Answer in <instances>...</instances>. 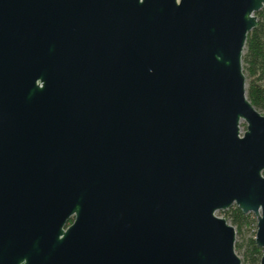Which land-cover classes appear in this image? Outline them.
Returning <instances> with one entry per match:
<instances>
[{
	"label": "water",
	"instance_id": "water-1",
	"mask_svg": "<svg viewBox=\"0 0 264 264\" xmlns=\"http://www.w3.org/2000/svg\"><path fill=\"white\" fill-rule=\"evenodd\" d=\"M262 7L0 0V264H240L231 206L264 264V114L241 68Z\"/></svg>",
	"mask_w": 264,
	"mask_h": 264
},
{
	"label": "trees",
	"instance_id": "trees-1",
	"mask_svg": "<svg viewBox=\"0 0 264 264\" xmlns=\"http://www.w3.org/2000/svg\"><path fill=\"white\" fill-rule=\"evenodd\" d=\"M255 26L247 33L241 55V68L246 87L245 97L259 114H264V7L255 12ZM234 230V252L240 264H259L262 250L253 241L255 220L231 206L220 212Z\"/></svg>",
	"mask_w": 264,
	"mask_h": 264
},
{
	"label": "rangeland",
	"instance_id": "rangeland-1",
	"mask_svg": "<svg viewBox=\"0 0 264 264\" xmlns=\"http://www.w3.org/2000/svg\"><path fill=\"white\" fill-rule=\"evenodd\" d=\"M244 82H245V79H244ZM245 87H246V82H245ZM238 126H239V133L241 134V133L244 131V129H245V123H244L243 121L240 120ZM250 215H251V217L254 219L253 215H252V214H250ZM215 216L224 219V214H223V213L216 212V213H215ZM238 257H239V256H238ZM239 258H240V257H239Z\"/></svg>",
	"mask_w": 264,
	"mask_h": 264
},
{
	"label": "flooded vegetation",
	"instance_id": "flooded-vegetation-1",
	"mask_svg": "<svg viewBox=\"0 0 264 264\" xmlns=\"http://www.w3.org/2000/svg\"><path fill=\"white\" fill-rule=\"evenodd\" d=\"M74 219L75 217L73 214L69 215L67 219L65 220L64 225L62 226L61 230H66L69 226H71L74 222Z\"/></svg>",
	"mask_w": 264,
	"mask_h": 264
}]
</instances>
